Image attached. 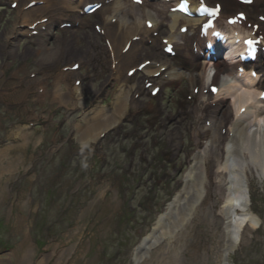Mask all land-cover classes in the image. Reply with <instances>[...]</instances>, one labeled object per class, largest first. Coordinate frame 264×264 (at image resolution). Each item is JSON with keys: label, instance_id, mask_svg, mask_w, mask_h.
<instances>
[{"label": "rangeland", "instance_id": "obj_1", "mask_svg": "<svg viewBox=\"0 0 264 264\" xmlns=\"http://www.w3.org/2000/svg\"><path fill=\"white\" fill-rule=\"evenodd\" d=\"M10 1H0V137L10 139L17 129L26 130L29 137L0 143V264H41L42 260L44 264H137L135 250L182 188L193 157L221 133L201 166L208 193L195 220L138 263L219 264L217 255H195L194 250L204 242L220 240L217 232L224 223L221 206L226 193L216 184V169L230 134L216 125L228 110L225 107L219 119L213 117L215 126L211 117L199 122L196 103L203 98L215 102L207 86L190 82L197 68L192 70L183 59L174 61L189 77L174 83L159 79L157 96L150 89L143 95L136 86L130 96L134 102L129 97L117 126L101 141L83 145L77 129L85 131L86 121L97 113L115 115L122 108L118 85L109 78L104 42L89 29L67 37L59 22L52 21L37 39L27 34L16 38L18 13ZM250 12L254 20L264 14V0ZM99 16L94 20L99 21ZM5 41L10 48L2 51ZM150 44L128 67L154 57L148 54L157 53ZM76 59L84 66L83 95L78 103L74 78L68 80L69 86L62 80L63 90L72 94L70 103L62 105L56 84L70 72L63 67ZM139 80L145 88L141 73L133 83ZM154 111L159 113L155 119ZM204 128L210 129L206 135L201 134ZM11 145H24L29 160L15 161L12 153L3 151ZM253 173H257L254 167ZM253 180L252 209L262 224L258 230L245 231L232 264H264V182ZM39 220L43 231L38 229Z\"/></svg>", "mask_w": 264, "mask_h": 264}, {"label": "bare ground", "instance_id": "obj_2", "mask_svg": "<svg viewBox=\"0 0 264 264\" xmlns=\"http://www.w3.org/2000/svg\"><path fill=\"white\" fill-rule=\"evenodd\" d=\"M19 1L17 21L14 24L16 38L20 34L27 33V30L18 28L19 24L32 26L34 23L40 22L43 16L50 17L54 22L68 15L77 17L80 10L87 4L93 2L104 3V6L95 12L96 14L100 13L99 21L102 32L92 31V35L95 38L110 42V48L107 46L109 62L111 64L110 75L118 81L119 89L117 95L122 108L116 111L115 115L97 113L92 119L87 120L85 131L80 132V129L78 131L83 145H87V143L90 145L101 134L109 129H113L117 121L124 115L123 107H125V103L137 82L131 85L133 83L132 79L128 77L119 79L117 74H120L121 70L128 67L139 57L147 40L154 38V31H163L167 28L169 31L167 35L169 41L176 45L179 52L185 54L188 60L198 68V75L190 77L191 83L201 82L209 84L213 80L212 74L214 70H218L217 63L207 60L206 50L203 45L204 40L199 37L198 26L202 20L187 18L182 14L169 12V7L175 6V4L170 6V2L145 0L143 7H140L132 3L131 0H75L72 2L66 0ZM31 1H36L35 5L27 8L26 6ZM191 1L192 8L195 9L198 5V0ZM207 1L212 2L213 0ZM223 2H225L226 7L240 4L236 3V0H224ZM115 19L116 22L113 23ZM148 20L154 24L152 29L147 28L146 22ZM184 26L189 27V33L185 35L180 33V29ZM235 30L236 28L232 29V33ZM239 30L243 32L242 29L239 28ZM69 32H74V30H69ZM235 39L237 37L233 38V40ZM128 42L131 43L130 49L124 52L123 49ZM3 44L4 46L1 47L2 51L10 48L6 41ZM225 44V42L222 43V45ZM155 48L157 52L155 59L157 61L144 68L145 75L150 78L155 73L161 71V66L169 65V60L163 58L164 53L160 46L156 44ZM195 48L198 52H195ZM33 50L38 53L44 51L43 49ZM222 51L223 53H219L216 57H227L223 60V63L227 67L231 66V63L227 61L229 55L224 52L225 48H222ZM148 54H151V52H148ZM237 54V52H233V55ZM93 57L91 56V62H93ZM232 58L235 57L233 56ZM232 61L234 64L238 62V60ZM156 63H161V66L157 67ZM219 71L223 72V74L226 73L223 70ZM72 76H79V72H68L57 81L55 94L61 98L60 102L62 105H68L71 99L69 93L63 90L61 81L63 80L69 86L68 80ZM168 76L174 82L179 77H182L176 68H172ZM256 78L263 79L261 76H257ZM243 79L231 71L230 67L219 84L220 90L216 98L217 101L219 100L221 102L220 109H216L215 111L216 114L217 112L219 114L217 119L221 117L225 107L230 106L234 111V120L228 126L231 136L226 144L223 160L216 169L218 174L217 182L224 187L226 193L221 206V215L224 218V223L221 230L217 232L220 240L219 242H215L214 239L210 242H204L201 245H197L194 250L195 255L205 252L210 255H217L219 264H232L231 257L239 249L245 230L250 229L253 232L261 226L260 217L252 210L251 195L255 188V180L250 181L256 178L259 182H264V104L260 100L261 93L259 90L253 88V82L248 81L256 80L252 78L251 71H247ZM137 85L138 88L143 89L141 81H138ZM79 91L80 89L77 88L76 93L80 94ZM8 98L13 99V97ZM229 99L231 100L230 105L227 102ZM210 107L211 103L203 98V110L208 112L210 111ZM243 107L246 108L245 113H241ZM116 116H119V119ZM202 117L204 116L198 113L197 119L199 122H201ZM228 121L229 117L227 112L221 124H225ZM216 128L218 129V127ZM217 136L210 143H207L202 151H199L194 156V164H191L187 170L183 179L182 188L176 193L165 212L158 216L153 230L142 239L135 250L134 259L137 264L152 249L180 236L185 228L195 220L208 193V180L201 167L202 160L211 156L212 150L210 148H213L218 141ZM28 137L29 133L26 130L17 129L13 131L10 139L5 138L4 135L1 136L0 143L7 142V140L19 143L27 140ZM198 137H201V134ZM90 138L92 139L89 140ZM24 147V145H11L5 147L3 151L12 153V158L15 161L19 160L25 163L29 160V157L23 154ZM253 167L257 171L255 174L253 173ZM45 262L46 260H42L41 264Z\"/></svg>", "mask_w": 264, "mask_h": 264}]
</instances>
